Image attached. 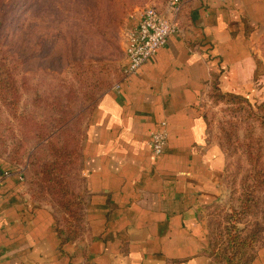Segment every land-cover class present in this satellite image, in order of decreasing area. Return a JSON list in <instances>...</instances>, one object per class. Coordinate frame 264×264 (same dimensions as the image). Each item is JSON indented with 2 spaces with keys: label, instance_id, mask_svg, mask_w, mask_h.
Listing matches in <instances>:
<instances>
[{
  "label": "crops",
  "instance_id": "1",
  "mask_svg": "<svg viewBox=\"0 0 264 264\" xmlns=\"http://www.w3.org/2000/svg\"><path fill=\"white\" fill-rule=\"evenodd\" d=\"M179 23L87 119L79 237L62 233L56 213L33 203L22 174L0 161V264H226L211 255L208 229L224 198V158L201 102L215 79L225 93H255L264 0H185ZM163 126L167 148L156 159L151 136ZM248 264H264V247Z\"/></svg>",
  "mask_w": 264,
  "mask_h": 264
},
{
  "label": "rangeland",
  "instance_id": "2",
  "mask_svg": "<svg viewBox=\"0 0 264 264\" xmlns=\"http://www.w3.org/2000/svg\"><path fill=\"white\" fill-rule=\"evenodd\" d=\"M166 2L0 0V160L62 221L86 206L84 128L125 70L130 24ZM256 50L253 95L209 89L201 102L226 173L224 198L208 213L215 242L264 243V34Z\"/></svg>",
  "mask_w": 264,
  "mask_h": 264
},
{
  "label": "built area",
  "instance_id": "3",
  "mask_svg": "<svg viewBox=\"0 0 264 264\" xmlns=\"http://www.w3.org/2000/svg\"><path fill=\"white\" fill-rule=\"evenodd\" d=\"M178 12L179 0L168 2L167 13L172 18H168L156 6H146L141 10L138 24L127 35V66L124 70L126 77L137 75L142 66L166 45L168 38L178 32ZM150 147L154 158L159 159L164 154L167 148V132L164 126L152 134Z\"/></svg>",
  "mask_w": 264,
  "mask_h": 264
},
{
  "label": "trees",
  "instance_id": "4",
  "mask_svg": "<svg viewBox=\"0 0 264 264\" xmlns=\"http://www.w3.org/2000/svg\"><path fill=\"white\" fill-rule=\"evenodd\" d=\"M168 2L169 0H167L166 2L165 9H167L168 7ZM156 8L158 9V7ZM184 9H185V0H179V12L176 18L179 28H180L179 19L182 13L184 12ZM124 77H126L125 71L121 73L119 81ZM210 89L211 90L218 89V91H220L219 81L217 79H215L212 82ZM230 97L236 99L239 98L234 95H230ZM98 101L96 102L95 105L92 106L93 108H91L90 112L88 113L89 115L92 113L93 109L97 106ZM84 134H85V128H84ZM82 142L80 147V156L82 151ZM23 175L24 174H22V176ZM84 215H85V207L81 216H79L78 214L76 215L71 214L70 217L72 218L65 221H62L57 217L58 222L63 226L62 233H64L69 239H75L79 237L84 232ZM211 238H210L211 255L214 256L216 260L224 261L226 264H248L254 258L255 254L259 251V249L264 247V243L261 244H259L260 242L257 244L251 242L245 243L240 241L238 238L232 236L227 237V239H225V241L222 242H215V239H211Z\"/></svg>",
  "mask_w": 264,
  "mask_h": 264
}]
</instances>
